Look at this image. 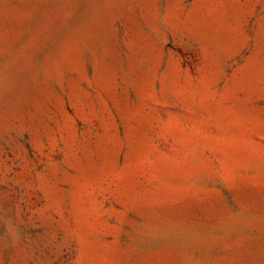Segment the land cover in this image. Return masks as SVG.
I'll list each match as a JSON object with an SVG mask.
<instances>
[{"label": "rangeland", "instance_id": "obj_1", "mask_svg": "<svg viewBox=\"0 0 264 264\" xmlns=\"http://www.w3.org/2000/svg\"><path fill=\"white\" fill-rule=\"evenodd\" d=\"M0 264H264V0H0Z\"/></svg>", "mask_w": 264, "mask_h": 264}]
</instances>
